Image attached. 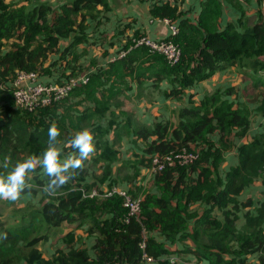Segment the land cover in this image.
Returning <instances> with one entry per match:
<instances>
[{
	"label": "trees",
	"instance_id": "trees-1",
	"mask_svg": "<svg viewBox=\"0 0 264 264\" xmlns=\"http://www.w3.org/2000/svg\"><path fill=\"white\" fill-rule=\"evenodd\" d=\"M19 1L0 0V164L8 158L10 170L28 155L42 154L53 122L61 133V160L74 152L67 144L72 134L84 129L94 136L95 152L68 184L51 195L43 190L48 177L41 169L28 177V187L20 199L40 196L41 206L24 212L12 226L4 224L0 214V264H147V258L159 264H180L169 260L171 252L188 256L183 257L188 263L245 264L256 255L259 264H264V201L256 204L252 199L241 200L257 180L264 185V133L240 145L237 165L224 177L220 174L226 154L235 147L234 139L248 138L253 116L264 119V97L252 110L250 104L237 98L227 99L237 95L234 88L217 89L206 92L198 103L191 95L188 106L179 110L176 124H143L129 117L119 120L110 96L116 90L108 87L111 81L120 79L124 83L127 77L138 81L140 88L149 82L157 87L168 80L172 88L167 97L182 101L194 85L234 68H247L254 85L264 87V0H257L258 20L251 25L242 20L247 14L244 6L251 7L252 0H226L241 14L240 27L230 21L222 25L224 6L219 0L201 2L193 20L177 4L184 0L175 4L157 1L151 8L152 18L169 20L179 29L173 38L182 49L177 65H168L162 56L150 54L145 47L130 50V39L122 49L124 56L91 75L82 74L89 78L88 84L78 85L68 97L34 113L13 106L11 84L17 73L35 72L42 79L52 77L60 65H67L72 68L61 72L55 84L82 76L76 68L86 50L80 53L78 49L95 46L89 31H97L92 22L109 11L110 0H59L57 5L41 0ZM24 1L31 4L22 5ZM106 76L109 83L104 81ZM106 120L113 125L101 124ZM128 136L143 148L124 160L114 146L120 147ZM107 137L113 143L107 142ZM183 148L198 153L199 159L187 166L166 168L153 177L165 198L152 196L153 192L140 198L130 188L133 198L142 201L141 212L135 217L129 218L123 198L103 196L102 186L114 175L117 162L130 165L128 169L135 173L148 171L154 156L163 157ZM6 171L0 167V174ZM136 177L129 178L134 183H123L138 188ZM93 191L102 196L90 197ZM197 204L205 206L203 212L189 209ZM240 222L243 226L238 228ZM88 223V235L97 234L91 250L85 244L76 248L68 243L51 258H44L39 244L62 233L64 241L73 242L71 231L63 232L64 225L79 228ZM154 233L157 236L151 235ZM189 241V246L184 245ZM230 251L238 259H233Z\"/></svg>",
	"mask_w": 264,
	"mask_h": 264
},
{
	"label": "rangeland",
	"instance_id": "rangeland-1",
	"mask_svg": "<svg viewBox=\"0 0 264 264\" xmlns=\"http://www.w3.org/2000/svg\"><path fill=\"white\" fill-rule=\"evenodd\" d=\"M21 1V0H20ZM19 1V2H20ZM36 1V0H34ZM42 1V0H41ZM47 2L53 4V5H57V3L59 2V0H47ZM27 5L29 6V4H31V2L28 3L26 1L22 2V5ZM95 28L98 29V31H94V33L92 32L91 34H93V40H95L97 43L95 44L94 47L89 49V55H86L82 58V60L79 62V67L76 68L77 71H80L78 73V75H82V74H93L96 72L97 69H99L100 67H106L109 62L111 60H114L116 58H120L122 56V49L129 43V38L128 40H126V37H124L122 40L116 36L114 34V31H112V29H108V26L105 25L104 29L103 28V24H95ZM95 30V29H94ZM103 30V31H102ZM125 41V42H123ZM66 44V43H65ZM89 47V46H86ZM85 48V47H84ZM78 52H82V51H78ZM105 54H107V57H104ZM57 57H54V60H56ZM70 69L72 67H68L67 65H60V67H57L55 69V74H53L52 77L46 76L44 79H46V81L49 82H55L57 81L60 77H62L61 72L66 73L65 71H69L66 69ZM236 72L237 74L240 73V75H246L247 72V68H236ZM252 74V73H251ZM261 75L264 77V72H261ZM255 76V74L253 75ZM251 77H247L246 79L248 82H251V80L249 79ZM213 79V77L211 78ZM209 79V80H211ZM104 81H106L107 83L110 82V78L109 77H105ZM125 83L132 85V82L129 81V79H125ZM8 87V86H7ZM108 87L110 88H115L114 90L118 91L117 93H112L110 94L111 98L113 101H111L112 105H116L117 108H119V112H118V116H119V120L120 119H124L126 120V116H131L132 114H135L136 117H138L140 120L145 121V123H156V122H175L176 118L173 112L179 110L181 107L186 106L188 103L185 102L184 104H179L176 101H171L169 99H165V91H167L169 89V85L164 83L162 85L163 89L158 91V92H152L153 94L149 95V98H143L142 99H137V97L133 94H129L130 92H128L129 97L127 95H125V87L123 85V82L120 79H117L115 81H111V84H108ZM261 86L256 87L255 85H251V87L249 89H245L242 91V98L244 99V97L246 98L248 104H257L256 101L262 96L263 91L260 89ZM122 95H118V93L122 92ZM131 96V97H130ZM125 97H128L125 101H119L120 99L123 100ZM238 99V95L235 97V99ZM187 99V98H186ZM234 99V100H235ZM194 102H199L200 99L196 97H194ZM4 103L1 104V108L3 107ZM14 108L15 105H13ZM124 111V112H123ZM65 112V111H64ZM63 112V113H64ZM123 112V113H122ZM121 114V115H120ZM256 117V116H255ZM253 121H256L255 118L253 117ZM113 121H111V123H109V121L106 122H102L101 124L103 125H108V126H112ZM98 126V125H96ZM126 127V126H125ZM259 127H262L264 129V125H259ZM90 129V128H89ZM125 137L124 141H122L121 144V148L119 146H116L115 144V149L116 150H120V155L119 158H122L124 160L129 159L131 157H134L133 155L142 150L143 145L140 144V146H136L133 143V140L131 138ZM107 142H112L108 137L106 138ZM239 143V142H238ZM229 161L225 160V164L223 165V167L220 170V174L221 176H225V168L228 166V164L232 165L235 162V157L233 154L229 155ZM227 158V159H228ZM121 159V160H122ZM120 160V161H121ZM130 165H124L122 166V164H120V162H117V165L114 166V175L112 177H110L108 179V181L102 186L103 188H105V190L110 189V187L112 186H123L126 187L129 192L132 195V192L130 191V188L133 190L134 193L138 194L140 196V198H144L145 196H149L150 194L155 196V197H161V198H165L166 194H164L162 192V190L157 189L155 186V181L153 180V178L150 176V174L147 172V170H143L142 172H134L132 171L133 169L129 170L128 167ZM230 166V168L232 167ZM130 171H132L133 173H130ZM134 175H138V177H136L137 181V185L138 188H134L132 186V184L130 183H134V179H129L130 176H134ZM95 176H98L97 174ZM126 181H130V183H123ZM142 186V187H141ZM254 188H250V191L246 192V199L247 198H255L256 199V203L260 202L259 200H261L264 196V192L261 191V188L264 187L262 184L261 180H257L254 185ZM244 199V200H246ZM39 200H40V196L38 198L32 199L30 200L29 197H23L22 199H18L15 202L12 201H8V200H0V214H2V221L4 224H6L7 226H12L14 224H17L20 221V218L22 216V214H24V212H29L33 209H37V207H40L41 204H39ZM193 205L190 206L189 209L193 212V211H198V212H203L205 209L204 205ZM18 208H23V210H18L16 211ZM86 225V224H85ZM243 226V223L240 222L238 224V228H241ZM84 225L82 227L79 228H75L74 227H68L67 225H64L63 227V232H69L71 231V233L73 234L72 239H74L73 242L67 240L64 241L63 240V233L62 234H58L56 236H52V244L51 243H46V246L44 244H39L38 247L42 248L44 247L45 249H43L45 252V255H49L48 257H52V253L51 250H53V253L55 252V250L57 249H65L66 244L68 245V243H73L75 245V247L77 245H80V241L83 240L84 238L82 236L79 235L78 231H82L84 232V234H86L87 229L83 228ZM192 242H187L184 245L189 246ZM171 249V247H169ZM235 249V251H237L236 247H233ZM234 252V251H233ZM230 251V254L232 256L233 259H238L236 258V256H234V253ZM51 253V254H49ZM172 256L169 257V260L173 261L174 263L180 262V264H196L195 262L191 261L190 263H188V261H186V259H184L183 257H188V256H183V255H176L175 252H171ZM254 259V258H253ZM237 263L239 264V261H237ZM245 264H257L255 260H251L249 259Z\"/></svg>",
	"mask_w": 264,
	"mask_h": 264
},
{
	"label": "crops",
	"instance_id": "crops-1",
	"mask_svg": "<svg viewBox=\"0 0 264 264\" xmlns=\"http://www.w3.org/2000/svg\"><path fill=\"white\" fill-rule=\"evenodd\" d=\"M46 1L47 0H42V2H46ZM157 1L161 2L162 0H110L109 11H107V12L103 11L101 13L102 16L99 20V24H103L102 29H104L105 25H107L108 29H112V31H114V34L116 36H118L121 40L124 37H126V40H128V38L130 40L134 36H138V35L140 37L148 36L153 40L166 39L170 34L169 28L166 26V24L163 21L154 20L151 16L152 5L155 4ZM163 1H171L172 4L176 3V0H163ZM203 1L204 0H184L183 3L181 1V2H178L177 4H179L181 11L187 13L186 17L193 20V19H195L194 17L197 16V14H199V12L201 10V2H203ZM219 1H221L223 3V6H224L223 7L224 8V15H223V20H222V25L225 26L229 21L239 25L238 22L242 19L241 14L234 7H232L230 4H228L226 2V0H219ZM250 2H251V7L247 8L244 6L245 10L247 11V14H246V18L242 20L243 24H246V22L249 21V24L251 25L256 20H258L257 12H258L259 8H258L257 0H252ZM261 6H262L261 7L262 11H264L263 10L264 3ZM92 24H94V26H95V24H98V21L96 23L92 22ZM239 27H240V25H239ZM97 31H98V29H97ZM89 32L91 33V32H93V30L89 31ZM123 42H125V41H123ZM83 48H84V46H81L78 49V51H82ZM90 48H92V47L91 46H89V47L85 46L84 49L86 50V55H89V52H90L89 49ZM80 53H82V52H80ZM104 57H107V54H105ZM247 72L248 73L246 75L245 74L240 75V73L237 74L236 68L228 69V70L223 71V72H219L213 76V79L202 82L200 84H196L193 87H191L189 89L188 95L186 97H184V99L182 101L169 99L167 97V92H169L172 88V84L168 80L163 81L159 85L160 87L159 86L155 87V86H153V83L149 82V83H146L144 87L140 88L138 86L139 85L138 81L134 80L131 77H127V79H129V81L132 82V85L126 84L125 82L123 83V85L125 87V95H127L129 97V94H133L137 97V99L143 100V98H149V95L153 94L152 92H158V91L162 90L163 89L162 85L164 83H166L169 85V89L167 91H165V97L164 98L169 99L171 101H176L177 103L184 104V105H185V102L189 104L191 95H194V97L196 95V97L199 98L201 101L204 98L206 92L212 93L217 89L226 90V89H233L234 88L237 92V95H238V101L241 103H245V102H247V100L245 97H244V99L241 97L243 94L242 91L245 89L247 90L251 87V85H254V81L251 78H249L251 80V82H248L246 79V76L251 74L252 72L248 69H247ZM41 80L44 83H55V82L46 81V79H44V78H42ZM8 86H10V85H8ZM260 89L263 91V94L256 101V103H258L259 100H261L264 97V87L262 86V87H260ZM117 92L118 91H116L114 93H117ZM128 92H130V93L128 94ZM236 96L235 95L234 96H228L227 99L232 101L235 99ZM128 97H125L123 100L120 99L119 101H125ZM196 103H198V101ZM188 104L186 106H188ZM186 106H183V107H186ZM249 106L251 107L252 110H255L257 104H253V105L250 104ZM183 107H181V108H183ZM112 109L115 110L116 114L118 115L119 108H117L116 105H114V106H112ZM179 110L173 112L175 115V118H176L175 122L169 121V123L176 124L178 122ZM2 111H3V109H2ZM2 111L0 109V113H2ZM255 116H253V117L255 118L256 121H253V118H252L251 129H250V132L248 134V138H244L243 140L237 139V138L234 139L235 147L233 148V150L231 152L226 154V159H225L226 161H229L230 158H228V157L230 154L234 155L235 162H234L233 166L237 165V163H238V151H237L238 147L245 142L251 141L255 135L260 134V133H264V129L262 127H259V125H264V119H262L259 116H256V117ZM126 117H129L130 121L133 120V122H136V123L138 122V123L148 124V123H145V121L140 120L138 117H136L135 114H132V113H131V116H126ZM120 120L124 121V119H120ZM106 121H104V122H106ZM150 124H153V122ZM230 166H232V165L228 164V166L225 168L226 172L230 169ZM221 168H220V170H221ZM119 187L122 189L128 190L126 187H123V186H119ZM252 188H254V187L252 186ZM247 191H250V189H248ZM261 191L264 192V187L261 188ZM246 192H245L244 196L241 198V200H243V201H245L244 199H246L245 198ZM248 199H252L256 203L255 198H253V197L247 198L246 200H248ZM259 201L260 202L264 201V196ZM199 205L200 204H197V206H199ZM74 226H75V228H78L77 225H73L72 227H74ZM90 226H91V223H88V224L84 225L83 228L89 229ZM78 233L84 239L80 242L81 243L80 245L76 246V248L80 247L82 244H85L84 247L87 246L88 249L91 250L93 245L95 244L97 234L90 236V235H88L87 232H86V234H84V232L78 231ZM151 235L157 236L156 233L151 234ZM149 236H150V234H149ZM72 237H73V234H72ZM157 239L160 242H165V240L163 238L161 239L160 237H157ZM49 243L52 244V239H50ZM43 244L46 246V243H43ZM44 247H42V248L45 249ZM42 248L39 247V249L44 254V258H46V259L50 258V257H48L49 255L48 256L45 255V253H44L45 251ZM178 249H180V247ZM51 253L53 256L55 252L53 253V250H51ZM51 253H49V254H51ZM90 254H92V251H90ZM93 257H94V255H93ZM166 258L167 257H165L163 259H166ZM257 258L258 257L256 255H254L253 257H251L249 259L255 260L256 263L259 264ZM147 264H159V263H157V262H150L149 263L148 262Z\"/></svg>",
	"mask_w": 264,
	"mask_h": 264
},
{
	"label": "built area",
	"instance_id": "built-area-1",
	"mask_svg": "<svg viewBox=\"0 0 264 264\" xmlns=\"http://www.w3.org/2000/svg\"><path fill=\"white\" fill-rule=\"evenodd\" d=\"M162 21L169 28L170 40H167V38L163 40H153L148 36H134L131 38L132 46L130 50L145 47L149 50L150 54L162 56L168 65L175 66L180 62L182 57L180 44L173 41V38L179 34V29L176 24H172L169 20ZM124 55L125 52H122V56ZM88 82L89 78H87L86 75H82L77 78H72L64 84L44 83L35 72L19 71L11 86L16 108L23 112L34 113L39 108L50 106L68 97L75 87L80 84H88ZM198 159V153L190 152L188 149L183 148L163 157L154 156L150 169H148L147 172L153 178L166 168H172L177 165L187 166L193 164ZM114 195L123 198L124 207L128 210L129 218L135 217L141 212L142 201L140 199H134L129 190L122 189L118 186L104 190V197H112ZM95 196L102 195L97 191H93L90 197ZM142 248H145V244L142 245ZM145 258H147L146 255ZM147 261L152 262L149 258H147Z\"/></svg>",
	"mask_w": 264,
	"mask_h": 264
},
{
	"label": "clouds",
	"instance_id": "clouds-1",
	"mask_svg": "<svg viewBox=\"0 0 264 264\" xmlns=\"http://www.w3.org/2000/svg\"><path fill=\"white\" fill-rule=\"evenodd\" d=\"M47 148L40 155L30 154L23 160L15 163L10 170L9 160L0 164L7 171L0 174V199L15 202L28 187V177L39 168L48 177L44 185V192L51 195L73 179L77 169H83L84 161L95 152L94 136L88 129L77 131L67 141L74 152L63 160L60 159L62 147L60 146V130L55 122L48 128Z\"/></svg>",
	"mask_w": 264,
	"mask_h": 264
}]
</instances>
